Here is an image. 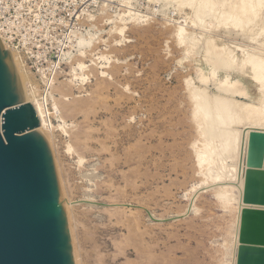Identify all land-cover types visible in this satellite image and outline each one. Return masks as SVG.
<instances>
[{"label": "rangeland", "instance_id": "obj_1", "mask_svg": "<svg viewBox=\"0 0 264 264\" xmlns=\"http://www.w3.org/2000/svg\"><path fill=\"white\" fill-rule=\"evenodd\" d=\"M136 1L0 0L1 34L21 59L37 94L45 93V79L53 74L56 87L77 82L69 83L74 59L59 63V54L69 51L77 55L74 46L87 32L100 39H95L91 52L86 50V57L79 56L85 64L89 65L95 57L92 54L99 51L114 58L111 69L105 68L108 81L104 82L99 98L93 91L98 84L96 80L103 79H99L100 74L91 66L88 69L93 73L85 71L88 77L81 89L73 87L65 98H59L54 86L47 90L49 108L52 107L49 92L59 105L74 101L77 96L78 102H74L82 107V111L73 115L64 109L66 106H60L70 136L56 127L58 122L53 113L50 115L53 156L69 201L68 224L74 227L72 248L76 246L78 254L77 261L74 260L79 264H139L138 260L140 264H229L230 255L225 254L230 252L227 249L233 240L234 211L218 203L212 194L213 186L194 162V145L198 140L184 80L196 78V69H203V61L199 55H192L178 63L185 54L175 37L176 23L169 21L170 18L184 23L183 16L189 10L182 8L177 12L172 7L165 9L161 2ZM131 5L148 16L144 22L130 23L126 31L130 42L117 46L118 38L110 35V28ZM211 35L218 43L250 45L248 39L225 34L223 30ZM247 85L250 94L257 96L252 83ZM68 144L74 146L73 153L67 151ZM79 154L84 156L81 163L77 162ZM260 166L264 164L252 169H263ZM126 182H132V186ZM233 190L235 195L240 194L238 189ZM189 204L191 209L187 211ZM245 206L240 214L235 264H239L241 248L264 247L245 242L242 237L244 215L249 210L264 211L257 206L254 209L249 203ZM134 214L141 223L137 229L141 235L144 233L141 237L135 226L136 235L127 232V221L121 225L119 220L133 219ZM136 236L140 240L133 238ZM119 241L122 244L118 245ZM138 244L142 246L140 251L136 249ZM144 244L150 245V249ZM150 251L152 256L148 255Z\"/></svg>", "mask_w": 264, "mask_h": 264}, {"label": "bare ground", "instance_id": "obj_2", "mask_svg": "<svg viewBox=\"0 0 264 264\" xmlns=\"http://www.w3.org/2000/svg\"><path fill=\"white\" fill-rule=\"evenodd\" d=\"M152 2H161L162 6L165 9L167 7H172L174 11H179V9L182 8L189 10V12L186 13V16H183L186 17L184 18V23L173 19L170 20V18L169 21H173L176 23L175 37L177 38L178 45L183 48L185 54L183 58L178 60V63H182L183 59L189 58L192 55H199L203 61L204 66L203 69L197 68L196 72L194 70V72L197 74L196 78L192 76L187 77L184 80L191 108V118L195 126V131L197 133L196 141L198 140V143H195L194 145V162L197 169L201 170V174L206 176V178L211 183L210 185L213 186L212 194L214 198L218 201V203L224 209H228L230 212L234 211L233 214L235 217V221L234 231H232V248L229 247V249H227V246L225 249H227V251L230 250V252H226L225 255H230V260L228 259L230 261L229 264H235L236 250L239 244V227H241L239 225L241 217L240 214L244 206H247L248 204L244 203L245 200H250L249 205L255 207L254 209H256L257 206L260 207V209L263 208L262 210H264V204H255L254 202V199H256V197H258L260 200H264V167L260 166L263 169H259L255 171V173H251L252 175H248L249 173H247L249 170H252V168H256L258 165L264 164V0H152ZM131 6L128 7L125 12L119 15L118 19H116L118 20V23L114 24L110 28V35L114 34L118 38L116 39V41L114 40L115 45L117 46H122L123 42L125 41L130 42L129 39L126 38V31L128 30V25L130 23L139 21L144 22L146 21V17L148 16L147 14L143 13L139 8ZM188 27L191 30H189ZM219 30H223V32L228 35L233 34L246 38L248 39L250 45L233 42L229 44L225 43L224 41L218 43L216 39L212 37L211 32H216ZM95 36L96 35L94 33L87 32V35L85 37L82 35L79 38L76 45L74 46L76 47L77 55H75L76 53H70L69 51L61 52L59 54V63L61 60L69 61L71 59L72 61L74 59V63L70 67V75L72 77L69 80V83H73L74 80H77V82L75 81L73 85L66 83L62 84V86L59 85L56 87V85L54 86L55 74H53L51 78L46 77L45 79V93L41 91V93L37 94L36 90H34L33 87H31L30 85L27 71L21 59L18 57L17 53L13 49H11L7 41L4 39L3 35H1L0 33V40L4 48L10 49L15 58L17 68L22 78L26 95V102H30L33 104L39 117L40 124L37 129L43 135H45L53 154L55 150L53 151V142L51 143V141H53L51 140V133H53V125L50 119L51 113H53L54 118L58 122L56 127H58V129L60 128L64 132V134H66V136H70L71 134L69 135V131L68 129H66V124H68L66 123V115L61 110V107L63 108L64 106H66L64 107V109L69 111V113L73 112V115H76L75 113L80 111L82 107L76 102H74H78V100H76L77 96L73 99L74 101L69 102V100H67V102L69 103H65V101L62 103L63 105H59L60 103L57 102L58 100L56 101L57 98L55 99L52 93L49 92V97L52 102V107L49 108L47 90H50L54 86L56 90L60 93L59 98H65L64 95L69 94V92L72 91L73 87H75L76 89H81V86L85 83V80L88 77L86 76L85 71H89L91 68L93 69V71H95L94 69H96V73L98 72V74H100V77H104H99V79L103 80H96V83L98 84L96 85V90L93 91V93H95L94 96L96 98H99L105 88L104 82L108 81L105 80V68L111 69V62H113L114 59L113 56H111L109 53L99 51L96 53L97 55L92 54L95 57L90 59L89 65L85 64V62L81 59L83 57H86V50L87 52H91L93 50L95 39L99 38ZM105 40L102 39V41ZM79 56L81 58H79ZM92 65L96 66V68ZM88 67L90 68L88 69ZM90 71L93 73L92 70ZM96 79L98 78L96 77ZM250 82L255 87L257 96H252L250 94L247 85ZM92 95L90 96L92 97ZM86 100H88V98ZM84 103L82 101L83 105ZM87 105L85 104L86 107ZM83 108L86 109L85 107ZM90 108L91 107H89V109ZM49 109H52V112H50ZM88 111H91L92 113V110H87V112ZM87 129L88 128H86V130ZM86 130L82 132H85ZM86 136H84V140L86 139ZM76 137H78V135H76ZM76 137L74 136L75 139H77ZM84 140H82V142ZM82 142H80V144H82ZM83 144H85V141ZM86 145L85 148L87 147ZM66 147L67 151H72L73 153L74 146L72 147L71 144H68ZM77 152L76 154H78ZM83 158L84 156L81 157L79 154L77 162L81 163ZM54 161L61 187L63 203L68 218L70 216L69 201L67 200L65 192L63 190V180L61 179L60 168L57 165L56 158H54ZM250 176H254V178ZM85 177L88 178L87 175ZM89 181H91V179ZM126 181L128 182L129 180ZM132 182H129L128 184L131 185L130 183ZM196 188L197 186L194 187V189ZM234 188L239 190L240 194L238 196L237 194H234ZM122 193H120V195ZM251 206L250 208H252ZM117 209L119 210V208ZM190 209L191 204H189L187 211H189ZM116 210L114 211L116 212ZM122 212L124 211L122 210ZM122 212L120 213V215L122 214ZM114 215H116V213ZM130 215L132 216L133 214L130 213ZM134 215L135 216L133 217L135 218L125 219L124 221L119 218V220L121 221V225H123L122 223L127 221V232L129 231L133 234L136 233V230L139 228V224H141L139 223L140 221L138 222L136 220V214ZM117 216L119 215L117 214ZM131 216L130 218H132ZM123 217L124 215L121 218ZM263 218L264 214H260V212L248 214L245 220L243 221V228L245 229L247 227H250L251 225L261 226L262 223L264 226ZM116 221H118V219ZM71 225L73 224H69L70 234H72L74 228ZM131 225H133V228ZM134 226L136 227L135 231ZM244 229L243 234L246 233ZM140 232L141 231H139L138 233L140 234ZM143 235L144 233L142 235L140 234V237ZM72 236L73 235H71V237ZM129 236H131V234ZM129 236H125V238L127 237L126 239L129 240ZM125 238L124 240H126ZM133 238H135L136 240L138 237L136 236ZM130 239L132 238L130 237ZM73 242L75 244V241ZM141 242L142 239L139 243ZM117 243L119 245V243L121 242L119 241ZM125 243L127 242H124V244ZM140 246L141 245H139L138 248H136L135 246L134 247L140 251ZM144 246L150 249V245L147 246V244H144ZM75 248L76 246H74L73 253L75 256L74 259L77 261L78 254ZM151 251L150 254L148 253V255L152 256L153 253ZM153 252L155 253V250H153ZM246 253L247 252L245 251L243 252L246 257L250 256V254L247 255ZM251 253V257L258 256L253 251ZM229 261H227L226 259V262ZM251 261H253L251 262L252 264H257V261L255 262L254 259H252ZM76 263L79 264V262ZM138 263L140 264L139 260ZM239 263H241V260Z\"/></svg>", "mask_w": 264, "mask_h": 264}, {"label": "water", "instance_id": "obj_3", "mask_svg": "<svg viewBox=\"0 0 264 264\" xmlns=\"http://www.w3.org/2000/svg\"><path fill=\"white\" fill-rule=\"evenodd\" d=\"M39 124L15 58L0 40V264H75L53 153ZM256 212L264 214L249 210L243 221ZM244 230L245 242L264 245L263 223ZM252 259L264 264V247L241 248L239 264Z\"/></svg>", "mask_w": 264, "mask_h": 264}, {"label": "built area", "instance_id": "obj_4", "mask_svg": "<svg viewBox=\"0 0 264 264\" xmlns=\"http://www.w3.org/2000/svg\"><path fill=\"white\" fill-rule=\"evenodd\" d=\"M0 33H1V31H0ZM2 35V34H1ZM5 39V38H4ZM6 41H7V39H5ZM8 43V42H7Z\"/></svg>", "mask_w": 264, "mask_h": 264}]
</instances>
